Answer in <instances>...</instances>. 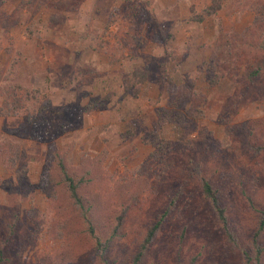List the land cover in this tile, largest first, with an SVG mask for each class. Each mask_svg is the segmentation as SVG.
Listing matches in <instances>:
<instances>
[{"label":"rangeland","instance_id":"rangeland-1","mask_svg":"<svg viewBox=\"0 0 264 264\" xmlns=\"http://www.w3.org/2000/svg\"><path fill=\"white\" fill-rule=\"evenodd\" d=\"M50 1L0 4V87H37L48 101L39 115L0 114V133L22 150L13 172L0 164V264H102L64 194L45 193L52 155L84 177L79 190L102 238L122 215L108 264H131L174 193L139 264H245L264 204L255 149L264 139V66L248 82L249 55L228 59L226 42L255 15L264 30V0H224L201 22L189 6L207 0H82L60 12ZM213 63L221 77L210 84ZM143 67L133 96L123 79ZM171 103L188 117L184 129L163 120ZM152 141L169 148L155 156ZM199 176L221 188L229 235L201 196ZM259 240L264 246V232Z\"/></svg>","mask_w":264,"mask_h":264},{"label":"trees","instance_id":"trees-1","mask_svg":"<svg viewBox=\"0 0 264 264\" xmlns=\"http://www.w3.org/2000/svg\"><path fill=\"white\" fill-rule=\"evenodd\" d=\"M224 0H207L200 9L196 10L193 5L189 6V16L190 19L195 22H201L206 17L212 16L217 10L221 8L222 2ZM4 0H0V4ZM82 0H51V7L60 12V10L74 11L77 9L78 5ZM262 16L255 15L253 24L250 27L244 29L241 34L236 35L230 41L226 42V57L231 60H236L240 52H246L250 59L249 65L245 66L244 73L245 78L248 82L255 84L252 80L258 79L261 75L262 67L264 66V30L259 28V23L262 20ZM7 17H5L2 22L5 24ZM258 59V60H257ZM254 62V63H253ZM217 63L210 64L208 71L211 72V77L208 79L210 84H215L217 80L221 77L220 73L215 70ZM147 69L139 68L134 69L127 74L125 79H123V90L131 91L133 96L136 95L138 86L146 79ZM0 95L2 97L0 105V114L5 116H10L13 114L27 113L29 115H39L48 106V101L44 94L37 87H26L18 83H9L2 85L0 87ZM174 103H171V110L168 112H163L162 117L164 121L171 122L175 126L184 129L187 126L186 119L188 118L182 114L179 108L174 109ZM193 116H195L193 114ZM200 116V114L198 115ZM28 119V117H27ZM156 138V137H155ZM156 140V139H153ZM149 142L148 140H144ZM151 144L157 150L155 156H160L158 152L165 153L169 145L166 141H152ZM256 152L264 162V139L257 143L255 146ZM21 148L19 144L11 142L6 134L0 133V164H2L6 170L11 173L14 171V167L21 154ZM165 154H161V158ZM24 168V167H23ZM25 169V168H24ZM241 177V175H239ZM252 179V178H251ZM250 181H254L252 179ZM84 177L79 175L75 171L71 170L64 159L58 157L57 155H52V158L48 165V172L46 176V194L52 197L53 191L58 189L64 194L67 199L68 206L74 210L80 221L83 224V232L86 236L92 240L93 246L95 248L96 254L99 257L102 264H108L106 260V250L112 243L114 238L118 236L119 225L123 219L122 215L116 217L115 223L110 226L109 232L106 237L102 238L99 235L98 230H96L93 223L91 204L85 201L83 195L80 193V188L84 183ZM198 186L200 189V194L203 199L206 200L212 211L214 212L215 218L219 221L222 229L229 235V223L227 221L224 208L220 204V193L221 188L213 186L212 180L208 177H198ZM44 188V187H43ZM43 188H41L43 190ZM245 198L250 200V196L242 190ZM177 197L176 193L170 198V204L158 214L157 218L146 227L141 239L137 244V249L132 255L131 264H139L142 260V256L149 244L153 240L156 233L159 231L163 225V221L170 212L171 204ZM251 202V200H250ZM13 219H17V211L13 210L11 212ZM15 224L13 221L8 225V234L13 233ZM264 232V204L259 210V216L257 217L256 228L254 229L249 250H243L242 255L245 259V264H264L262 259V251L264 246L259 240L261 234ZM6 241V240H5ZM2 260V250L0 248V262Z\"/></svg>","mask_w":264,"mask_h":264}]
</instances>
